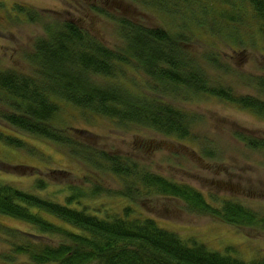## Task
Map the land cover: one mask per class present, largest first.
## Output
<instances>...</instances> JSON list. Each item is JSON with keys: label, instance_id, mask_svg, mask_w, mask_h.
Here are the masks:
<instances>
[{"label": "trees", "instance_id": "trees-1", "mask_svg": "<svg viewBox=\"0 0 264 264\" xmlns=\"http://www.w3.org/2000/svg\"><path fill=\"white\" fill-rule=\"evenodd\" d=\"M130 1L164 16L170 23L153 28L109 15L118 25L125 44L113 50L78 24L65 21L60 26L48 27L47 36L36 40L34 74L0 68V122L18 132L11 135L0 130V141L25 150L26 145L16 136L46 139L68 148L70 156L80 158L92 169L105 170L129 183L125 192L117 193L119 196L141 194L142 188L152 196L181 200L190 210L212 215L232 226L264 229V217L251 208L231 200L216 207L194 188L139 169L128 158L95 152L70 137L66 128L53 125L60 102L64 101L82 112L147 128L169 139L187 140L191 137V124L198 117L165 101L168 95L177 99L183 94L185 98L207 95L264 118V101L212 85L186 46L192 41L190 35H195L192 26L202 29L209 24L214 32L217 27L210 19L218 18L227 25L241 21L247 6L264 26V0ZM224 30L232 36L226 25L217 29L218 33ZM205 60L217 69L222 68L216 56H206ZM125 68L141 72L149 78V85L136 90L128 88L119 80ZM95 77L108 80L109 84L99 86L93 81ZM258 85L264 91V79ZM235 136L248 148L264 151V141L238 133ZM35 186L37 192L31 193L0 182V216L34 230L0 229L11 253L3 255L6 262L13 263L15 256H25L23 264H264V258L244 262L210 251L201 243L189 244L177 234L159 228L152 218H130L133 211L129 207L117 216L109 215L108 210L91 214L93 210L85 205L81 210L69 207L77 204L80 196L85 200L89 195L101 194L100 186L95 185L90 191L69 186L72 192H67L64 202L42 195L48 189L44 179ZM46 237H58L61 242L52 245L39 240Z\"/></svg>", "mask_w": 264, "mask_h": 264}, {"label": "rangeland", "instance_id": "rangeland-1", "mask_svg": "<svg viewBox=\"0 0 264 264\" xmlns=\"http://www.w3.org/2000/svg\"><path fill=\"white\" fill-rule=\"evenodd\" d=\"M246 11L241 21L228 25L218 18L210 19L218 30L226 25L232 36H227L225 30L210 31L209 24L202 29L192 26L195 35H190L192 41L186 46L212 85L264 101V91L258 85L264 79V26L251 8L247 6ZM109 15L153 28L170 23L164 16L152 14L130 0H0V68L34 74L36 40L47 36L48 27L60 26L65 21L78 24L110 49L118 50L125 44L118 25ZM31 16L36 19L30 20ZM209 55L220 60L221 69L206 62ZM119 80L133 90L150 83L141 72L127 68ZM93 81L99 86L109 84L100 77ZM165 101L198 117L191 124L189 139H169L147 128L82 112L64 101L60 102L53 125L66 128L70 137L95 152L128 158L139 169L194 188L216 207L231 200L264 217V151L248 148L235 136L238 133L264 141V118L207 95L185 98L183 94L177 99L168 95ZM0 130L11 135L18 133L1 122ZM16 137L26 145L25 150L0 141V182L36 193V182L44 179L48 189L42 195L61 202L67 192H72L70 187L90 191L97 185L101 194L89 195L85 200L80 196L79 204L69 207L81 210L85 205L93 210L91 214L108 210L109 215L115 216L129 207L133 211L130 218H152L159 228L177 234L189 244L201 243L210 251L244 262L264 258V229L232 226L212 215L190 210L181 200L152 196L142 188V195L119 196L117 193L125 192L129 185L120 177L92 169L80 158L70 156L68 148L52 141L28 135L25 139ZM203 150L212 157H206ZM3 227L34 231L17 220L0 216V229ZM39 240L52 245L61 242L58 237ZM8 254V246L0 236V264L26 261L25 256H15L13 263L6 262L3 255Z\"/></svg>", "mask_w": 264, "mask_h": 264}]
</instances>
